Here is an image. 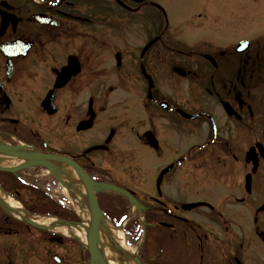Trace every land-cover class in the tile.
Here are the masks:
<instances>
[{"label":"flooded vegetation","instance_id":"1","mask_svg":"<svg viewBox=\"0 0 264 264\" xmlns=\"http://www.w3.org/2000/svg\"><path fill=\"white\" fill-rule=\"evenodd\" d=\"M250 5L0 0V146L70 159L72 192L77 168L125 191L133 202L93 194L113 227L148 238L141 264H264V35L245 33ZM41 171L0 172V188L38 201ZM23 229L40 264H92L82 243L1 209L0 264Z\"/></svg>","mask_w":264,"mask_h":264},{"label":"rangeland","instance_id":"2","mask_svg":"<svg viewBox=\"0 0 264 264\" xmlns=\"http://www.w3.org/2000/svg\"><path fill=\"white\" fill-rule=\"evenodd\" d=\"M241 1L242 0H235V2H237V3L241 2ZM245 1L248 2V0H245ZM249 2L251 3V5H250V7H248L246 9V13L249 14L247 18H249V23H251V27L245 33L246 34L249 33V35H252V34L264 35V0H249ZM236 18H238V17H236ZM256 29H257V31H256ZM59 165H60V168H62L64 170V171H62L61 175H59V177L63 178V181L64 180L70 181L71 180V173H70L71 169L69 167H66V168H68L66 170L64 167L65 165L64 166L62 164H59ZM68 170H70V172ZM40 174H43L44 180H47V177H46L47 172L41 171ZM65 174H68V175H65ZM43 184H44V182H43ZM50 187L53 188L54 190H57V192L59 191V194L57 193L58 196H60V198L62 200H64L69 206H71V200L73 201V203L81 201L83 191L81 190L79 185H77V188H76L77 192H72L71 187H70V190H67L62 185H58V187L53 185ZM49 192L51 193V189ZM70 193H71V195H70ZM26 197H27V200H29L31 198L29 193L26 195ZM14 202H16V204H18L19 206H21L24 209H26L25 208L26 206H31V203H28V202L22 203L21 201H18V200H15ZM104 228H106V227H104ZM23 233H24V229H23ZM102 234H103V238L106 240V244H108V247H109V248H107V250L112 255L113 254L117 255L116 259L118 260V262L120 264H135V262L132 259H130L125 253H123V252L121 253L120 251L116 250L119 246V245H117V242H120V241L122 243L124 242L126 247L128 249H130L131 252L136 251L139 247V244H142L141 249H140L141 252L148 249V241H147L148 238H146V240H144L143 238H142L143 239L142 240L140 238L137 241L136 240L133 241L129 237L125 236L123 234L122 230L119 228H114V231H112V230L107 231V229H105ZM34 235H35V231L31 230V231H27V232L25 231L23 237H18V238L12 237L13 239L10 242H11L12 254H13L12 255L13 264H40L41 260L47 258L44 253L40 252L41 251L40 247H42V246L39 247V245H35L33 243L35 240H33L32 236H34ZM140 241H142V243H139ZM43 243H44V245L47 244L45 242H43ZM43 250H45L44 247H43ZM51 253H52V250H51ZM127 254L134 256L135 253L129 254V252H127ZM1 255H2V259H3L4 252H3V249L0 248V257H1ZM110 259L114 260V259H112V257Z\"/></svg>","mask_w":264,"mask_h":264},{"label":"water","instance_id":"3","mask_svg":"<svg viewBox=\"0 0 264 264\" xmlns=\"http://www.w3.org/2000/svg\"><path fill=\"white\" fill-rule=\"evenodd\" d=\"M0 154L7 156V157H12V158H17L22 160V164L18 166L17 168L14 169H5V168H0V171H6L10 173H15L20 170H25V169H30L33 167H43L46 170L49 171V173L62 185H64L63 181L59 177L61 174V168L60 165L56 166L55 163L62 164V165H68L71 167V160L68 158L62 157V156H50V155H43L40 153L36 152H31L26 150L25 148H17V147H5V146H0ZM77 168V167H76ZM77 171L82 179V182L84 186L86 187L88 197H89V205L91 207V228L87 233V241H88V250L92 256V264H104L102 258L98 254L97 246L99 244V226H100V212L97 207L95 197L93 194V189L95 187L101 186V188H104L105 190H112L117 193H121L125 196H127L131 202L132 198L123 190L113 187V186H108V185H97L92 183L89 179H87L83 173L77 168ZM0 205L2 206L5 211L10 212L9 209L1 203ZM26 224L31 225L33 227H36L38 229H43L42 227L34 224L30 220H23ZM136 264H140L137 259H135Z\"/></svg>","mask_w":264,"mask_h":264},{"label":"bare ground","instance_id":"4","mask_svg":"<svg viewBox=\"0 0 264 264\" xmlns=\"http://www.w3.org/2000/svg\"><path fill=\"white\" fill-rule=\"evenodd\" d=\"M4 157L0 156V166H4V167H13L16 166L18 164H20V160L14 159V158H6L3 159ZM66 187L70 190L71 187V180L67 181ZM85 193V191H84ZM71 195V193H70ZM87 196L86 195H82L81 201L82 202H86L85 205L87 207ZM0 201L2 204H4L9 211L11 212V214L13 216H15L18 219H22V220H31L33 221L35 224L42 226V227H56L57 228V232H60L61 234H64L65 236H69V237H75L78 238L82 241L83 244H86V236L87 233L89 231V226L83 227L81 226V228H71L70 226L63 224V223H58L55 222L52 219H47V218H43V217H36V218H31L29 217L24 211L21 210V206H19L18 204H16V202H14L11 199H8L7 197H4L0 194ZM78 202V205L80 207H82L83 209V203ZM85 222L89 225L90 224V215H88L87 219L86 217H84ZM89 222V223H88ZM117 245H119L120 248H122L123 250L133 253L130 251V249H128L126 247V245L124 244V242L122 243L117 242ZM108 244H106V240L103 238V236H101V240H100V244L98 246V251L100 253V255L102 256V258L106 261V264H119L116 260H111L110 258L112 257V259L116 256L115 254H111L108 250H107ZM115 255V256H114Z\"/></svg>","mask_w":264,"mask_h":264},{"label":"trees","instance_id":"5","mask_svg":"<svg viewBox=\"0 0 264 264\" xmlns=\"http://www.w3.org/2000/svg\"><path fill=\"white\" fill-rule=\"evenodd\" d=\"M47 200V202H46ZM49 202V203H48ZM31 207L36 208L38 210L37 213L39 214H49L54 217H58L61 219H70L71 220V214L69 211H67L60 202L49 200L46 196V199L41 198L38 199V201L33 202L31 204ZM46 208L50 210H46ZM41 209V210H40ZM44 210V211H42Z\"/></svg>","mask_w":264,"mask_h":264}]
</instances>
